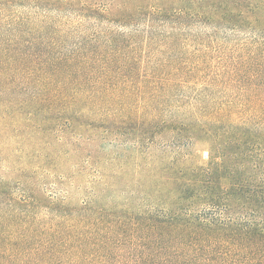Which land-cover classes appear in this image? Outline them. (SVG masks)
<instances>
[{"label": "trees", "instance_id": "obj_1", "mask_svg": "<svg viewBox=\"0 0 264 264\" xmlns=\"http://www.w3.org/2000/svg\"><path fill=\"white\" fill-rule=\"evenodd\" d=\"M65 11L62 23L49 14ZM220 31L248 36L235 35L225 51ZM157 38L174 53L140 75L135 45ZM3 73V86L33 90L21 102L34 108L86 107L103 112L105 127L205 139L210 159L186 170L165 162L147 197L160 207L139 217L48 201L37 208L49 219H0V264H108L126 251L172 254L179 264H264V0H0Z\"/></svg>", "mask_w": 264, "mask_h": 264}, {"label": "rangeland", "instance_id": "obj_2", "mask_svg": "<svg viewBox=\"0 0 264 264\" xmlns=\"http://www.w3.org/2000/svg\"><path fill=\"white\" fill-rule=\"evenodd\" d=\"M8 1L25 3L29 0ZM84 1L89 5H101L110 0ZM49 14L55 23H62L63 17L70 16L71 12ZM85 24L89 27L92 21ZM206 30L200 29L202 33ZM47 34L43 43L50 39ZM140 34L145 35V32ZM235 35L248 36L245 32L220 31V48L230 51ZM138 40V43L144 42ZM161 43L157 38L151 47L135 45L140 75L144 74L147 64L154 65L173 55L174 48L164 51L159 48ZM222 54L223 51L212 52L210 58L217 59ZM131 76H138V70ZM2 84L0 185L6 188L0 186V219H25V216L49 219L44 210L37 208V202H45V205L48 201L69 209L88 203L99 212L109 213L105 214L109 219L123 215L139 217L160 207L147 197L154 194L151 180L164 168L165 162L184 170L206 167L209 162V142L205 139H179L178 134L169 129L150 134L132 125H123L120 129L105 127L107 123L99 114L102 111L86 107L57 112L60 118L49 110L21 102L32 94V89L23 91ZM27 198L32 199L34 205L27 206L21 201ZM6 232L9 236L16 235L8 229ZM110 258L108 264H179V258L167 253L141 258L128 251L114 252Z\"/></svg>", "mask_w": 264, "mask_h": 264}]
</instances>
